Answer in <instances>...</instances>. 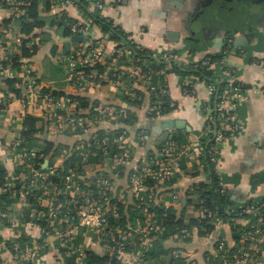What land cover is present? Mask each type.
Returning a JSON list of instances; mask_svg holds the SVG:
<instances>
[{
	"label": "built area",
	"instance_id": "2783aa9c",
	"mask_svg": "<svg viewBox=\"0 0 264 264\" xmlns=\"http://www.w3.org/2000/svg\"><path fill=\"white\" fill-rule=\"evenodd\" d=\"M1 1L7 3L11 14L8 25L0 29V82L11 79L18 80V83L20 79L26 80L21 85L28 89L29 99L26 98L23 104L27 106L31 103L37 109H44L48 132L63 134L81 131L90 134L95 126L107 124L112 119L119 123L127 117L125 104L119 109L102 104L85 109L78 100L68 95H53L50 92L38 94V84L30 61L27 58H21L17 63L12 61L15 49L10 42L22 44L24 37L18 36L15 22L22 18L34 0ZM79 1L59 0L56 5L79 9ZM105 9L100 3L89 7L90 12L99 11L108 21L109 18L103 14ZM111 23L113 31L105 35L108 40H112L115 32H124L117 23ZM69 28L73 35L93 34L90 18L85 22L74 20ZM113 42L115 46L110 54L105 43L99 40L88 48L78 47L65 56L68 80L74 94L84 92L88 86L108 76V81L114 87L122 88L120 92L123 96L134 98L136 90L143 93L136 87L150 83L156 74L177 71L185 76L182 82L185 97H195L199 86L206 91L207 98L199 102V110L205 120L202 134L195 141L179 144L172 138L174 130L162 133L153 142L151 134L143 131L131 135L128 131L114 133L107 130L106 134L93 136L89 142L76 147L72 152L74 157L62 175L60 167L53 163H48L46 167H40V164L32 167L31 164L38 158V150L33 147L20 148L23 141L17 140L12 146L16 152L14 154L31 168L32 177L18 189L5 183L1 186V192L35 197L39 208L32 214L30 224L38 226L41 235L35 240L12 241L9 246L11 255L6 260H0V264H39L40 254L52 247L60 264H89L93 244L101 249L98 256H108L110 262L114 261L115 264H153L150 257L152 249L167 231L166 213L157 211L160 208L157 204L160 193L180 173L182 160L187 164L193 152L206 157L218 170L219 153L226 139L234 138L241 132L234 110L246 100L247 92L232 72L224 67L231 51L232 39L227 40L225 49L219 52L218 60H213L212 54L194 59L191 51L184 60L181 52L166 49L149 51L143 63L133 61L132 45L136 43L133 36L126 33V36ZM28 46H33V40ZM154 63L159 65L158 71L152 68ZM260 64L264 66V61ZM204 69L213 71L211 78L202 79L193 74ZM145 90L148 98L144 94L142 109H146V112L159 110L160 102L152 100L154 96L171 98L167 87L149 86ZM11 95L8 93L4 100L0 99V109H8L12 102ZM175 106L173 101L172 107ZM163 118L166 117L158 116L155 119ZM160 144L159 149L157 146ZM148 146L152 147V153L147 151L131 171L128 186L116 197L113 196L115 179L131 166L134 152ZM98 156L100 165L92 169L89 159ZM147 182H153L154 185L149 186ZM220 186L221 192L226 193L222 179ZM37 190L40 195H36ZM128 196L137 202L138 207L131 224L125 226L118 223L120 208L112 204V200L121 202ZM58 198H64V201ZM172 198L178 200V195L174 194ZM238 208L240 213L237 214L253 215L254 219L242 230L237 247L232 249L225 236L218 239L215 261L217 264H264V214L259 206L252 204ZM235 209L231 208L229 212L235 213ZM206 216L211 218L212 214L207 213ZM16 225L17 222L12 223L8 234H15ZM79 233L84 236L80 242ZM188 235V228L182 226L173 236L183 239ZM184 260L183 253L175 250L167 264H182Z\"/></svg>",
	"mask_w": 264,
	"mask_h": 264
},
{
	"label": "crops",
	"instance_id": "0c3cea01",
	"mask_svg": "<svg viewBox=\"0 0 264 264\" xmlns=\"http://www.w3.org/2000/svg\"><path fill=\"white\" fill-rule=\"evenodd\" d=\"M38 1V21L41 26V34L33 39V45H38L37 51L31 50L28 59L34 70V77L38 84V94L46 91H53L61 95L74 93L68 80V70L64 59L67 54L78 47L88 48L92 40L103 41L107 52L110 54L114 50L113 40L106 38L99 25H93V34L89 41L82 43H72L69 50L65 48V42L71 40L73 34L66 33L68 21L63 18L67 14L73 20L89 21V17L78 8L67 6L65 8L57 4L50 9H46V0ZM59 0H57L58 2ZM93 7L96 3L103 4L106 9L105 17L117 23L124 32L133 36L136 44L149 51L172 49L181 52L186 60L188 52H192V58L198 59L208 54L216 55L225 49L227 40L232 39L231 51L227 56L224 67L231 71L236 81L246 89V100L240 102L234 113L240 123L241 132L234 138L228 137L219 153L218 171L226 188L228 198L237 207L245 205H264V66L260 64L264 61V0H86ZM56 2V3H57ZM239 9L241 15L236 18L224 19L217 17L214 12H232ZM64 12V13H63ZM10 8L7 3L0 0V27L4 23L10 22ZM231 14V13H230ZM215 17V19H214ZM19 21L15 22V30L18 36L25 37L19 32ZM197 29L193 30V28ZM15 36V35H14ZM15 51L21 44L10 41ZM56 47V48H55ZM53 48L56 51H53ZM185 76L177 71L169 72L165 75L156 74L150 83L136 87L147 96L146 87H167L172 100L176 103L177 109L169 117L173 121H184L189 127L174 129L186 133L187 140L195 141L203 132L204 117L199 110L200 100L207 98L203 87L197 88L195 97H185L182 91V82ZM11 80V79H9ZM0 82V99L11 95L12 102L8 109H0V165L4 169L3 184L9 183L20 188L31 177V168L25 164L23 159L14 153L13 144L17 140H23L22 120L27 116L40 118L45 117L44 109H37L33 104L24 106L23 102L28 98L29 92L26 80L20 79V83L14 80L11 86L8 81ZM18 84H20L18 86ZM23 84V85H21ZM122 88H116L112 82L105 80L90 85L80 94L87 101L92 100V106L99 104L119 109L124 105ZM42 104V100L39 98ZM147 103V99L145 105ZM89 107V108H90ZM87 108V109H89ZM140 122L133 130L127 129L129 134L135 135L140 129L150 128V133L156 139L159 128V120L147 118L146 109H141ZM162 120V119H161ZM37 128L45 130V137L48 141L53 138L58 139L59 150L49 158L40 155L37 161L58 165L62 170L69 167L73 159L72 152L81 143L79 141L73 147L66 145L69 143L67 137L48 132L46 121L36 124ZM128 127V126H127ZM120 128L117 120H111L107 124L93 127V131L104 129L105 131H116ZM149 128V129H148ZM71 134L70 132H65ZM58 135V136H57ZM161 135V134H160ZM57 136V137H56ZM64 136V135H63ZM153 138V140H155ZM65 143V144H64ZM63 146H60L62 145ZM43 145L39 143L38 152H41ZM26 148V147H25ZM72 148V149H71ZM147 147L137 149L129 168L132 170L138 161L147 154ZM73 156V157H72ZM92 169L100 165L101 159L90 157ZM201 157L196 153L189 156L186 164L189 174L180 171L175 183L160 193L158 205L160 208H171L175 210V215L182 220V226H186L189 235L186 238L171 236L166 241H157L150 255L153 264H167L175 250L183 253L185 260L182 264H217L216 243L219 238L227 237L231 248L240 244V238H235L233 225L226 220H216L213 229L205 232L197 225H190L193 221L199 222L204 211L193 204H188L187 193L192 186L199 181H207V172L203 170L204 165H200ZM71 160V161H70ZM36 160L31 164L37 167ZM194 165H199L201 172L198 176H192ZM127 168V169H129ZM63 172L60 174L62 175ZM120 177V176H119ZM118 178V177H117ZM122 176L116 181V188L113 196L122 192L127 184V180L121 182ZM55 178L54 180H57ZM58 181V180H57ZM126 182V183H125ZM2 184V185H3ZM125 185L119 188V185ZM0 185V260H6L11 253L9 246L14 240H35L39 239L41 229L30 224L32 214L36 213L39 203L35 197H21L19 193L3 194ZM177 194L178 200L172 198ZM36 195H40L39 190ZM64 201V198H58ZM122 204L126 203L121 201ZM135 205V204H134ZM137 212H135L136 214ZM238 224L237 232H241L254 219L253 216L234 218ZM17 222L15 234L10 233L11 225ZM200 223V222H199ZM84 240L82 233H79V242ZM87 240V238H86ZM89 240V236H88ZM159 244H164L159 250ZM95 253L101 251L97 244L92 245ZM39 264H60L54 253V249L49 248L39 256Z\"/></svg>",
	"mask_w": 264,
	"mask_h": 264
},
{
	"label": "trees",
	"instance_id": "16d2710c",
	"mask_svg": "<svg viewBox=\"0 0 264 264\" xmlns=\"http://www.w3.org/2000/svg\"><path fill=\"white\" fill-rule=\"evenodd\" d=\"M57 0H46V9H50L56 5ZM38 1L34 0L30 6L27 7L26 12L23 14L22 18H20L18 21L20 22L19 24V32L22 33L25 37L22 41V44L19 46L18 50H16L13 53V57L11 58L12 61L17 63L18 60L21 58H30L31 50L33 52L37 51L38 45H33V46H28V43L31 42L35 37H39L42 30L40 23L38 21V14H39V8H38ZM89 3L86 0H80L79 1V10L83 12L85 15H87L91 20L93 25H99L101 30L104 33L111 32L113 31L112 28V20L109 19L108 21L105 20V18L102 17V15L99 13V11L96 12H90L89 11ZM63 18H65L69 25L74 21L71 17H69L67 14H63ZM9 22H5L4 27L8 25ZM3 28L0 27V29ZM66 33L70 34V28L69 26L66 27ZM72 34V33H71ZM70 34V35H71ZM1 36V34H0ZM123 36H126V33L121 31L119 33H114V35L111 37L112 40L118 41L120 38H123ZM96 43V40H92L90 42V46L92 44ZM56 48V47H55ZM53 48V51H56V49ZM132 52L134 55V62L138 63H143L142 60L147 56L149 53L148 49L142 48L138 44H133L132 45ZM220 58V54L213 55V60H218ZM140 59L139 61H136ZM152 68L154 71H158L159 65L157 64H152ZM102 69V68H100ZM195 75L200 76L202 79H209L212 77L213 71L204 69L200 70L199 72L193 73ZM14 80H9L8 83L12 86L14 84ZM50 92L53 95H60L59 93L53 92V91H46ZM136 97L134 98H128L123 96V102L126 105V110H127V117L124 119H121L119 121L120 128L114 133H118L120 131H127V129L133 130L136 126H138L140 122V114L142 112V107H143V102H144V95L140 91H135ZM66 95L73 97L74 99L78 100L81 104V106L85 109L89 108L90 105L92 104V100L87 98V101L84 97H82L80 94H74V93H67ZM152 100H157L160 102V107L158 108L159 110H154V111H147V118L150 120H156L155 118L158 116H164V117H169L175 110L177 109V105L175 107H172L173 100L169 97H163V98H156L155 96L152 98ZM174 104H176L174 102ZM44 121L47 120L45 118H40V117H34V116H27L22 120V125L24 129L22 130V136H23V142L20 146V148H38L39 143L43 145L41 152H38V158L40 155H44V158H49L50 156L56 154L59 150V144L58 139L53 138L51 141L47 140V137H45V130L43 128H37L36 124L37 123H42L44 125ZM128 126V127H127ZM140 131H143L145 133L151 134L150 130L147 129H140ZM106 134V131L104 129H98L95 131H92L90 134H86L84 132H77V133H71V134H66L65 132L63 134H58L60 135V139L62 140V137H67L69 143L66 145H70L69 147H73L76 145L79 141H85L89 142L90 139L93 136L100 137L102 135ZM57 135V136H58ZM64 135V136H63ZM56 136V137H57ZM158 137V136H157ZM156 137V138H157ZM153 135L151 134V141L153 142ZM172 138L178 142L179 144H187V135L186 133L180 132V131H175L172 135ZM155 139V138H154ZM65 144V143H64ZM60 146H63L60 145ZM159 149L161 148L160 146H157ZM72 149V148H71ZM149 153H152L151 151L153 150L152 147L148 146L147 147ZM36 158L35 160L37 161ZM98 160H100V156L97 157ZM34 160V161H35ZM72 160V159H71ZM70 160V161H71ZM202 163L200 165H204L203 170L207 172V181H199L195 183L192 186V189L187 193L188 195V204H193L194 206L198 208H202L204 211V215L200 219V223L193 221L190 225H197V229L201 230V228L206 229L205 232L201 233H206L210 232L213 229V223L216 222V220H226L230 224L233 225V232L235 233V238L236 239H241L242 238V231L237 232L238 224L236 223L234 218L238 217H248V216H253V215H246V214H237L240 213V209L233 204V202L228 198L227 193H222L221 192V175L219 171L215 168V165L210 163V161L206 157H201L200 159ZM93 161V159H89V162ZM40 164V167H43V161L39 160L37 161ZM199 165H194L193 171L191 172L192 176H198L201 172L200 168H198ZM181 170L185 174H189V171L187 169V166L185 164V160H182L181 164ZM132 168H129L125 170L124 174L122 175L121 182L127 180L126 187L128 186V178L129 175L131 174ZM4 169L0 165V185L3 183V178H4ZM61 172H65V170H62ZM62 173V174H63ZM120 177L116 178L117 180ZM178 178V175L171 181H169L165 188H169L172 186V184L175 183V179ZM115 179V180H116ZM116 180V181H117ZM115 181V182H116ZM126 183V182H125ZM149 186L154 185L153 182H147L146 183ZM125 185H119L118 187H124ZM166 192L165 190H163ZM112 204H116L120 208V219L118 220V223L121 225L129 226L133 220V217L135 216V212L138 204L137 202L133 201L130 199L128 196L126 199V203L122 204L120 201H116L115 199L112 200ZM135 204V205H134ZM231 208H236L235 213L229 212ZM157 211L160 214L166 213L165 217V224L167 226V231L165 232L164 235L159 239L160 242L166 241L170 239L171 236L175 235L176 231L182 227V220L181 218L177 217L175 215V210L171 208H159ZM260 211L262 214H264V205L260 206ZM207 213H211L212 217L208 218L206 215ZM199 230V231H200ZM239 239V240H240ZM164 244H159V247L157 249L159 250L160 248H163ZM89 264H115L114 261L109 260L108 256L105 257H100L95 253L94 251L89 253Z\"/></svg>",
	"mask_w": 264,
	"mask_h": 264
},
{
	"label": "water",
	"instance_id": "95a60500",
	"mask_svg": "<svg viewBox=\"0 0 264 264\" xmlns=\"http://www.w3.org/2000/svg\"><path fill=\"white\" fill-rule=\"evenodd\" d=\"M91 1V0H88ZM215 19V17H214ZM197 29V27L193 28V30ZM91 35H74L71 40L66 41L65 48L69 50V47L72 45V43H82L84 41H89L91 39ZM160 127L156 128L155 131L158 133V135L168 131V130H174V129H183L187 128L189 131V127L185 125L184 121H173L171 119H162L158 121ZM149 129V128H148ZM151 129V128H150ZM149 129V130H150ZM48 162H45V165L47 166Z\"/></svg>",
	"mask_w": 264,
	"mask_h": 264
},
{
	"label": "rangeland",
	"instance_id": "374dc122",
	"mask_svg": "<svg viewBox=\"0 0 264 264\" xmlns=\"http://www.w3.org/2000/svg\"><path fill=\"white\" fill-rule=\"evenodd\" d=\"M240 12L241 11H239V9H236L235 11H232V12H223L221 14H219L218 12H214L213 14H216L217 17H220L219 15H221V17H224V19H228L230 17L231 18H236L237 15H241Z\"/></svg>",
	"mask_w": 264,
	"mask_h": 264
}]
</instances>
